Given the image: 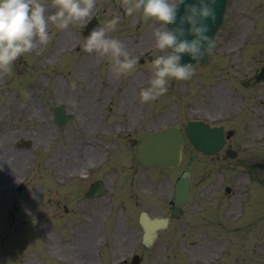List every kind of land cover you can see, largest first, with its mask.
<instances>
[{"label":"rangeland","instance_id":"374dc122","mask_svg":"<svg viewBox=\"0 0 264 264\" xmlns=\"http://www.w3.org/2000/svg\"><path fill=\"white\" fill-rule=\"evenodd\" d=\"M42 2L46 15L55 11L51 0ZM228 14L217 47L232 37L236 48L247 49L229 55L217 50L210 63L195 68L191 79H169L167 93L147 103L140 102L139 92L149 86L151 62L137 64L133 73L114 79L110 61L98 60L82 47L89 34L84 28L94 15L99 18L95 28L119 16L116 30L109 35L119 39L132 56L154 59L163 54L154 47L153 31L160 24L145 20L142 13L128 16L122 0H96L92 14L66 30L49 24V42L19 57L11 72L0 73V149H7L9 157L5 161L0 155V264H48V257L52 264H78L77 258L91 260L88 264L119 263L138 245L134 238L140 233H134L131 224H137L139 211L166 213V200L184 169L193 172L196 183L186 214L144 251L145 264H264V247H258L264 244V227L261 221L254 226L251 214L253 194L263 189L249 179L262 173L249 171L221 153L204 155L192 146L185 149L183 162L175 170L145 172L130 147L148 126L161 128L176 119L186 123L203 116V111L188 113L187 107L208 99L207 94L221 92L229 101L227 90L235 86L245 97L256 91L248 81L253 66L264 63V0H231ZM231 26L234 35L226 36ZM220 58L225 61L222 69L217 66ZM56 104L66 105L75 115L63 131L52 123L50 106ZM140 123L143 130L133 131ZM118 130L121 137L114 134ZM113 135L126 147L113 154L115 159L107 167H95L87 174L83 154L98 155L94 150ZM21 138L32 145L23 147ZM91 142L94 150L87 146ZM99 178L106 194L85 201L83 193ZM152 182L154 193L150 194ZM212 182L216 187L211 196L201 195L199 191ZM244 183L248 203L242 201ZM226 185L237 193L227 196ZM121 200L127 203V221ZM65 204L73 207L70 215H64Z\"/></svg>","mask_w":264,"mask_h":264},{"label":"clouds","instance_id":"9594fccd","mask_svg":"<svg viewBox=\"0 0 264 264\" xmlns=\"http://www.w3.org/2000/svg\"><path fill=\"white\" fill-rule=\"evenodd\" d=\"M216 0H122L128 16L142 13L145 20L160 24L153 31L154 47L163 54L150 64L151 77L148 87L139 92L141 103L154 101L168 91L169 79L187 81L195 74L191 63H182L184 55L192 61H200L210 55L215 38L206 35L209 26L205 21L215 22L212 5ZM184 4V14L179 16V5ZM96 0H51L55 9L47 14L42 0H0V73H9L14 62L31 52L37 44L46 45L50 40L49 24L66 30L73 23L84 21L95 9ZM120 17L93 28L84 38L82 47L86 53L97 55L98 60L107 58L114 79L129 75L136 70L138 58L132 56L125 45L109 33L116 30ZM166 25H175L169 29ZM187 25V27H185ZM188 37H192L188 39Z\"/></svg>","mask_w":264,"mask_h":264},{"label":"water","instance_id":"95a60500","mask_svg":"<svg viewBox=\"0 0 264 264\" xmlns=\"http://www.w3.org/2000/svg\"><path fill=\"white\" fill-rule=\"evenodd\" d=\"M195 0H185V4H191L194 3ZM219 0H216L215 4L212 5L214 8L215 14H216V19L215 22L212 21H205L208 26H209V32L206 33V35L213 37L215 36V31H217L218 27L222 24L223 22V16H224V8L222 11V14L220 16L221 9L223 7L224 2L221 4L219 10L215 9L217 8ZM184 14V4L179 5V12H178V20L179 16ZM171 28H174L175 25H168ZM187 27V25H185ZM192 37H188V39H191ZM209 55L204 56L200 60L202 62L207 61ZM191 61L190 58L187 55L183 56L182 63H185V61ZM70 118V115L63 116L60 124L63 126L68 119ZM58 120V119H57ZM167 132H173L172 130H165L161 132H156L153 134H150L146 137L145 141L142 142L139 147H138V159L140 163H142L146 167H150L152 165H164V166H175L176 164L179 163L181 159V152H182V139L179 137V142L176 141L174 138H172L173 135H167ZM168 136L170 138H168ZM181 139V140H180ZM194 142L196 141L195 139H192ZM152 144H161V145H177L175 148L174 146H169L166 145L163 149L158 150L156 146ZM151 145L153 149L151 150ZM189 177L190 174L188 172H185L179 182L176 185V200L177 204L182 202L184 199H186L187 194H188V184H189ZM164 220H154L153 222H149L148 226L151 228V234L153 235V227L154 226H164L165 224Z\"/></svg>","mask_w":264,"mask_h":264},{"label":"flooded vegetation","instance_id":"af4514ba","mask_svg":"<svg viewBox=\"0 0 264 264\" xmlns=\"http://www.w3.org/2000/svg\"><path fill=\"white\" fill-rule=\"evenodd\" d=\"M228 49H230V48H227V50ZM257 101H259V100H257ZM259 103H264V101H260ZM258 123V122H257ZM258 125H260L262 128H264V122H262V123H260V124H258Z\"/></svg>","mask_w":264,"mask_h":264},{"label":"bare ground","instance_id":"6f19581e","mask_svg":"<svg viewBox=\"0 0 264 264\" xmlns=\"http://www.w3.org/2000/svg\"><path fill=\"white\" fill-rule=\"evenodd\" d=\"M38 45V44H37Z\"/></svg>","mask_w":264,"mask_h":264}]
</instances>
